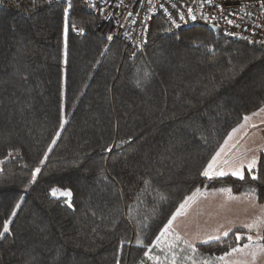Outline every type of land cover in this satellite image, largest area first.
<instances>
[{"label":"trees","instance_id":"trees-1","mask_svg":"<svg viewBox=\"0 0 264 264\" xmlns=\"http://www.w3.org/2000/svg\"><path fill=\"white\" fill-rule=\"evenodd\" d=\"M101 21L82 0L0 1V228L10 221L0 264H140V242L152 244L196 189L264 202V152L257 180L201 174L264 106V44L157 17L131 56L98 35ZM53 189L70 190L72 207ZM247 233L195 252L178 242L177 264H221ZM158 246L170 264L173 251Z\"/></svg>","mask_w":264,"mask_h":264},{"label":"built area","instance_id":"built-area-1","mask_svg":"<svg viewBox=\"0 0 264 264\" xmlns=\"http://www.w3.org/2000/svg\"><path fill=\"white\" fill-rule=\"evenodd\" d=\"M82 1L101 17L98 35L110 41L126 43L131 49V56L148 43L157 17L162 18L170 29L178 28L177 24L180 27L204 22L218 26L227 36L246 39L253 44H264V8L260 6V0H214L213 5L201 3L200 0H151V4L148 0ZM173 4L176 5L175 8L172 7ZM189 7L192 8L191 15L196 16L194 21L188 14ZM130 12L131 16L128 15ZM233 12L236 13L235 16L231 15ZM168 13L172 15L169 16ZM180 13L184 14V20L179 19ZM229 19L234 23L228 24ZM76 34L82 38L83 31L77 30ZM110 36L112 39L108 38ZM145 264L155 263L145 259Z\"/></svg>","mask_w":264,"mask_h":264},{"label":"crops","instance_id":"crops-1","mask_svg":"<svg viewBox=\"0 0 264 264\" xmlns=\"http://www.w3.org/2000/svg\"><path fill=\"white\" fill-rule=\"evenodd\" d=\"M257 112L258 110L253 113H257ZM253 113L247 115L251 118L248 126L246 125L247 121L245 122V120L243 119V121L235 127L238 130L236 132L231 131L232 133H235L237 135L241 133L242 136L237 138L230 151L228 153H225L221 159L229 158L230 154L234 152L233 150L238 149V147L241 146L244 141H248V142L254 141L255 144L251 146L249 150L241 149V153L237 154L236 157L243 158V162L250 161L253 156L259 159L260 155L264 152V118H259L260 116L258 115L252 117ZM240 125H243V127H240ZM253 125H255V127H253ZM222 144L224 145V142ZM223 148H225V145ZM229 171H230L229 169L226 170V172ZM221 188L227 189L226 187L205 186L203 188H200L199 192L195 191L193 195L191 194L190 195L192 197L191 200L194 201L196 199H201L202 200L201 204L198 206L197 209H188V208L181 209V214L178 215L176 219L173 221L169 233L176 232L177 235H179L180 237V234H178L179 230L177 229L176 226L178 225V222L185 221L188 218L189 214H193L194 217L193 220L198 221L201 224H203L205 221H208L206 218L208 215L210 217L209 218L210 225L212 224L213 227H217L218 230H222V231L227 230L229 231V233L232 232L234 229L244 228L243 227L244 224H253L256 221H261V223L258 225L257 228H259L260 226L261 228L264 227V203L256 201L249 194H243V193L235 194L232 191L231 192L218 191ZM218 201H222L221 203L222 206L232 205L234 209H217ZM181 237H183L182 240L185 241L184 236ZM193 243L195 245L202 244L201 242H197V241Z\"/></svg>","mask_w":264,"mask_h":264},{"label":"snow or ice","instance_id":"snow-or-ice-1","mask_svg":"<svg viewBox=\"0 0 264 264\" xmlns=\"http://www.w3.org/2000/svg\"><path fill=\"white\" fill-rule=\"evenodd\" d=\"M195 2V0H194ZM201 3H207L208 5H213L214 4V0H200ZM148 3L151 4V0H148ZM260 6L262 8H264V0H260ZM161 7H163V5H161ZM173 8L176 7L175 4L172 5ZM219 7V6H218ZM67 11V10H65ZM165 11H167L165 9ZM188 14L191 15L192 13V8L189 7L188 8ZM220 11L223 12V8L220 7ZM129 16L132 15V13L130 12L128 14ZM169 16L172 15V13H168ZM231 15L235 16L236 13L233 12L231 13ZM179 19L180 20H184V14L183 13H180L179 14ZM191 19L194 21L196 20V16L195 15H191ZM173 23H175V21L173 20L172 21ZM227 23L228 24H233L234 21L229 19L227 20ZM177 27H179V25L177 24L176 25ZM236 26H239V25H236ZM229 35H233V33H228ZM109 39H112V37H108ZM261 111H264V109H261ZM253 115H257V113H253ZM248 119H250V117L248 116H245L244 117V120L247 121ZM240 127H243V125H240ZM253 127H255V125H253ZM238 129L237 128H233V132H236ZM229 139H231V136H229ZM225 144H227V141H225ZM106 151H112L111 148H107ZM224 152V148L221 147L219 151L216 152V154L214 156H212V158L208 161L207 163V166L204 168V170L202 171V175L204 177H207L209 179H212L213 176H216V177H223V176H226L229 174V172H226L225 171V168H228L230 170V174L240 180H244L245 179V168L247 169V172L248 174L250 175V178L252 180H257L258 179V176L254 173V170L257 169V164H258V158L253 156L251 158L250 161H248V163L245 165V163L243 162V159H240V160H237L235 158H226V159H221V153ZM0 163H3L2 161H0ZM37 173L40 171L39 168H36L35 170ZM60 191L61 195L67 197L68 199L66 200V203H68V206L69 207H72L71 205V191L70 190H58V189H53L52 190V194L53 195H56V193ZM197 192L200 191V189H196ZM216 191V190H214ZM218 191L220 192H231V189L230 188H221L219 189ZM253 192H255V189L252 190ZM192 197H187L185 199V203H187L188 200H191ZM185 203H182L179 208L176 210V213H174L172 215V217L168 220V222L163 226V228L161 229L159 235H157L155 237V241L152 243V244H144L143 242H140L139 246L142 247V248H145L146 251H144L143 253V256L144 257H147L148 260H151V261H154L155 264H163V262L161 261V258L159 256H156L154 254H152V248L153 247H157L159 245V242L161 241V239L163 237H165L168 233H169V230H170V227L173 223V221L176 219V217L178 215L181 214V209H183L185 207ZM20 207V204L17 203L15 205V208L18 209ZM16 211L13 210L11 212V216L12 217H15L16 216ZM9 223L10 221L9 220H6L4 221L3 225H2V228H0V238H3V236L5 235V233L9 232ZM261 223V221H256L254 222L253 224H244L243 227L244 228H247V229H253V228H257L258 225ZM224 236H227L228 235V232L225 231L223 233ZM177 240L180 239V237L177 235L176 237ZM212 239H215V240H220L221 237L220 236H215V237H209V240H212ZM236 239L237 240H240V239H243V237L241 235H239V233L236 234ZM258 239H264V236H261V237H258ZM247 240L248 241H253V236L251 235H248L247 236ZM204 243H207L208 241H203ZM183 243L187 244L188 248L191 249L193 252H195L197 249L195 248V245L188 242V241H183ZM172 245L169 246V251H172ZM252 247L251 245H245L244 248H233L232 249V252H243L245 248H250ZM181 251H183V249H181ZM260 253H264V247H261L260 249L256 250L253 248V250H251L248 255H251L253 257V260H255V258L257 257L258 254ZM227 255H230V253H225V256ZM225 256H221V257H217V259L219 260H224L225 259ZM170 259V264H177V258H176V253L175 252H172V255H171V258L169 257H165V260H169ZM188 260H192V257L191 256H188L187 257ZM117 264H119V261H117ZM140 264H145L144 260H141L140 261ZM192 264H196V261L192 260ZM205 264H208V262L206 261ZM233 264H247L246 261L244 262H233Z\"/></svg>","mask_w":264,"mask_h":264},{"label":"rangeland","instance_id":"rangeland-1","mask_svg":"<svg viewBox=\"0 0 264 264\" xmlns=\"http://www.w3.org/2000/svg\"><path fill=\"white\" fill-rule=\"evenodd\" d=\"M261 109H264V106ZM257 115L260 116L259 118H264V111L258 110ZM255 116L256 115H253L252 117H255ZM250 119H248L247 122L245 121L247 123L246 124L247 126L250 123ZM231 133L232 132L229 133L230 134L229 136H231V139H229V137L227 136L226 140H224L225 148H224V152L221 153V158L223 157V155L225 153H228L230 151V149L233 147L237 138L242 136L241 133H239L241 135H239V134L237 135L235 133L231 134ZM225 141H227V144H225ZM254 144H255L254 141H250V142L244 141L243 144L238 147V149L233 150L234 152L232 151L233 153L230 154V157L235 158L237 160L243 159L241 157H236L237 154L241 153V149L242 150H249V148H251V146H253ZM224 145L222 144L221 147H224ZM220 148L218 149V151L220 150ZM244 163L246 165L248 163V161H245ZM226 170H228V168H225V171ZM246 171H247V169H245V173H246ZM228 175H231V174H228ZM215 178H217V177H213L210 180H213ZM232 192L235 194H238L237 192H234V191H232ZM56 195H61L60 191H58L56 193ZM214 201H216V200H214ZM222 201L217 202V209H234L232 205L222 206V204H221ZM183 202H185V200ZM201 202H202L201 199H196L194 201L189 200L187 203H185V207L183 209H187V208L188 209H197L198 206L201 204ZM261 203H264V202H261ZM259 214H260V211H259ZM206 218L208 221H205L203 224H201L200 222L193 220L194 219L193 214H189L188 218L185 221L178 222V225L177 226L175 225L177 227V229L179 230L178 234H180V239L179 240L176 239V237H177L176 232L168 233L159 242V244L162 242L161 248H163L165 251V250L169 249L170 245H172V246L176 245L175 247H172V249H173L172 251L173 252H177L178 250L181 251V249H183L184 247H179L180 245L177 244L178 242L181 243L184 241V240H182L183 237H181V236H184L185 240L192 243V244H194L193 242H196V241L201 242L203 244L204 243L203 241L210 242L212 240H215V239L209 240V237H215V236H220L221 238L225 237L223 235V233L225 231L218 230L217 227H213L212 224L210 225V223H209L210 217L208 215ZM238 229L250 231L249 234L247 233V236L248 235L253 236V241H251V242L248 241L245 244H241L235 248H244L245 245H251L252 247L245 248L243 252H232V250H230L229 252H227V253H230V255H227V256H225V254L222 255V256H225V259L221 260V264H233V262H244V261H246L247 264H264V253L258 254L257 257L255 258V260H253V257L251 255H248V253L251 250H253V248L258 250L261 247H264V243H263L264 239H258V237L264 236V227L261 228V226H260L259 228H256V229L255 228H253V229L238 228ZM235 230H237V229H234L233 231H235ZM227 232H228V235L231 233V232L229 233V231H227ZM185 246H187V244H185ZM156 248L158 250H160V246H157ZM181 252H183V251H181ZM205 262L206 261L204 259L200 260V264H205ZM190 264H192V262ZM196 264H199V263L196 262Z\"/></svg>","mask_w":264,"mask_h":264},{"label":"water","instance_id":"water-1","mask_svg":"<svg viewBox=\"0 0 264 264\" xmlns=\"http://www.w3.org/2000/svg\"><path fill=\"white\" fill-rule=\"evenodd\" d=\"M208 27L214 32H219L220 31L219 27L216 26V25L209 24Z\"/></svg>","mask_w":264,"mask_h":264},{"label":"bare ground","instance_id":"bare-ground-1","mask_svg":"<svg viewBox=\"0 0 264 264\" xmlns=\"http://www.w3.org/2000/svg\"><path fill=\"white\" fill-rule=\"evenodd\" d=\"M122 43H124V42H122ZM124 44H126V43H124ZM127 45V44H126ZM128 46V45H127ZM130 55H131V49H130Z\"/></svg>","mask_w":264,"mask_h":264}]
</instances>
